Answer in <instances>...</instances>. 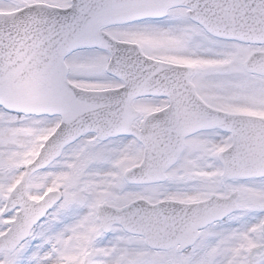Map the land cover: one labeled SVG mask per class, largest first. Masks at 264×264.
<instances>
[{"label": "snow or ice", "instance_id": "1", "mask_svg": "<svg viewBox=\"0 0 264 264\" xmlns=\"http://www.w3.org/2000/svg\"><path fill=\"white\" fill-rule=\"evenodd\" d=\"M0 264H264V0H0Z\"/></svg>", "mask_w": 264, "mask_h": 264}]
</instances>
